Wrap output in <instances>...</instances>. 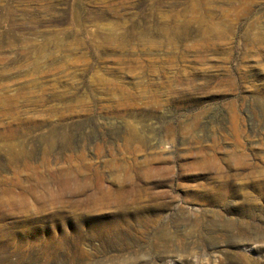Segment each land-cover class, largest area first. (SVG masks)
<instances>
[{
  "label": "rangeland",
  "instance_id": "obj_1",
  "mask_svg": "<svg viewBox=\"0 0 264 264\" xmlns=\"http://www.w3.org/2000/svg\"><path fill=\"white\" fill-rule=\"evenodd\" d=\"M0 264H264V0H0Z\"/></svg>",
  "mask_w": 264,
  "mask_h": 264
},
{
  "label": "bare ground",
  "instance_id": "obj_2",
  "mask_svg": "<svg viewBox=\"0 0 264 264\" xmlns=\"http://www.w3.org/2000/svg\"><path fill=\"white\" fill-rule=\"evenodd\" d=\"M142 194H143L142 189L137 187H128L117 191L101 193L100 195L97 194L95 198L94 197L90 198L92 202L91 200L89 202L91 204V207L93 206L92 209L94 210L104 209L107 207H118L119 209H126V208L132 209L135 207L138 209V206L141 203ZM90 204L86 203V206L88 207Z\"/></svg>",
  "mask_w": 264,
  "mask_h": 264
}]
</instances>
